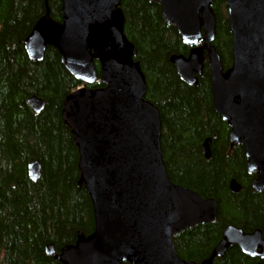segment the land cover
Instances as JSON below:
<instances>
[{
    "label": "water",
    "instance_id": "95a60500",
    "mask_svg": "<svg viewBox=\"0 0 264 264\" xmlns=\"http://www.w3.org/2000/svg\"><path fill=\"white\" fill-rule=\"evenodd\" d=\"M61 20L48 9L23 41L30 61L40 62L46 47L56 50L61 65L84 85L62 100L60 116L77 151V185L91 203L92 232H77L73 244L46 256L60 264H212L235 246L255 264L264 260L261 231L244 232L226 225L209 256L198 263L180 259L172 237L194 225L213 223L216 203L172 184L159 146L157 108L144 99L146 90L135 49L123 34L120 0H59ZM174 28L185 56L171 55L178 79L196 85L203 61L208 69L211 107L228 126L229 143L243 149L245 168L255 173L254 192H264V0H223L230 33L231 64L224 69L213 46L212 0H149ZM94 61L98 62L96 71ZM34 114L44 100H26ZM209 138L201 145L208 159ZM31 182L40 176L37 160L28 162ZM232 193L239 191L229 181Z\"/></svg>",
    "mask_w": 264,
    "mask_h": 264
},
{
    "label": "trees",
    "instance_id": "16d2710c",
    "mask_svg": "<svg viewBox=\"0 0 264 264\" xmlns=\"http://www.w3.org/2000/svg\"><path fill=\"white\" fill-rule=\"evenodd\" d=\"M123 34L135 49L145 81L144 99L153 104L160 121L159 146L169 181L213 199L216 217L186 228L172 237L176 255L198 263L207 258L225 225L244 232L261 231L264 239V192H254V173H247L243 149L230 144L228 126L211 107L208 69L195 86L182 83L169 63L171 55H186L174 28L161 18L159 6L149 0H120ZM48 9L52 21L61 20L59 0H0V264H60L44 253L51 244L57 252L73 244L77 232L93 229L91 203L77 185V151L64 127L62 100L84 86L61 65L55 49L46 47L40 62L30 61L23 41ZM215 16L213 46L224 69L231 64L230 33L223 0H212ZM96 71L99 70L94 61ZM44 100L34 114L30 96ZM209 138L210 156L201 144ZM37 160L40 176L31 182L28 162ZM233 179L240 187L229 190ZM235 246L212 264H254ZM264 264V261H262Z\"/></svg>",
    "mask_w": 264,
    "mask_h": 264
},
{
    "label": "flooded vegetation",
    "instance_id": "af4514ba",
    "mask_svg": "<svg viewBox=\"0 0 264 264\" xmlns=\"http://www.w3.org/2000/svg\"><path fill=\"white\" fill-rule=\"evenodd\" d=\"M187 47V46H186ZM188 50H189V47H188ZM183 56H185V55H183ZM205 62V64H206V61L204 60L203 61V63ZM94 64V63H93ZM95 67V66H94ZM174 69V68H173ZM175 72V71H174ZM202 73V72H201ZM176 74V73H175ZM201 75V74H200ZM199 75V76H200ZM198 77V76H197ZM197 77H196V82H197ZM202 145V144H201ZM210 152V151H209ZM210 156V155H209ZM246 169V168H245ZM247 171V170H246ZM248 173V172H247ZM250 174V173H249ZM231 180H233V179H231ZM239 186V185H238ZM239 189H240V187H239ZM229 225V224H228ZM226 226V225H225ZM261 238H262V235H261ZM263 239V238H262ZM264 240V239H263ZM68 245H70V244H68ZM56 252V251H55ZM58 252V251H57ZM56 252V253H57ZM251 259V258H250ZM54 260V259H53ZM252 260H254L255 262H254V264L257 262V260L256 259H252ZM264 261V260H263ZM261 263H262V261H261Z\"/></svg>",
    "mask_w": 264,
    "mask_h": 264
}]
</instances>
